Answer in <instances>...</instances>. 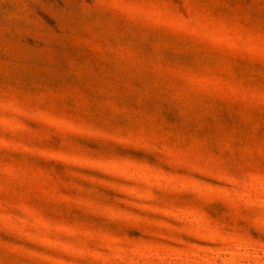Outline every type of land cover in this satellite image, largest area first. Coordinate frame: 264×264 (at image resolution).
<instances>
[{"label": "rangeland", "instance_id": "374dc122", "mask_svg": "<svg viewBox=\"0 0 264 264\" xmlns=\"http://www.w3.org/2000/svg\"><path fill=\"white\" fill-rule=\"evenodd\" d=\"M0 264H264V0H0Z\"/></svg>", "mask_w": 264, "mask_h": 264}]
</instances>
